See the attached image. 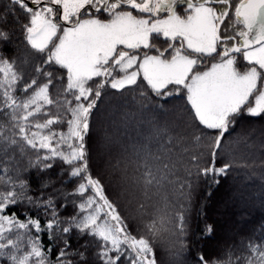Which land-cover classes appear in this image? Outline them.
I'll return each mask as SVG.
<instances>
[{
	"label": "snow or ice",
	"instance_id": "snow-or-ice-1",
	"mask_svg": "<svg viewBox=\"0 0 264 264\" xmlns=\"http://www.w3.org/2000/svg\"><path fill=\"white\" fill-rule=\"evenodd\" d=\"M10 3L12 7L7 11L13 22L20 23L16 10L26 16V22L20 24V57L3 55L14 32L0 28V109L10 117L12 130L11 135H6L0 126V152L6 155L14 150L12 146L34 150L36 159L30 166L40 172L61 162L68 169L69 182L80 181L72 193L80 202L76 215L62 221L52 197H44L43 190L50 181L41 185L40 193L29 194L27 180L0 168V258L7 264H53L52 247L43 244L41 234L46 233L51 240L75 230L82 237L100 242L96 253L100 264H121L125 260L127 264H158L155 242L162 241L165 232L183 236L184 214L178 213L171 221L153 219L144 226L149 235L132 234L127 219L109 200L101 179L93 176L90 169L86 138L92 132L93 110L106 88L126 91L143 86L157 98L182 96L192 120L205 132L214 133L208 136V158L191 154L189 163L198 177L218 184L217 177L227 175L235 166L233 162L216 166L226 134L242 115L264 116V0ZM160 37L167 43L163 50L152 43ZM30 57L41 60L33 68L39 78L25 80L27 73L19 70L18 60L23 65L30 62ZM212 60L216 62L199 70ZM45 66L65 72L60 82L66 81L64 92L73 96L72 101H63V111L70 116L66 120L44 113L45 106L58 103L49 93L55 86L54 73L44 71ZM41 79L45 82L41 83ZM18 92L23 93V98L17 97ZM141 96L147 99L146 93ZM41 113L49 118L34 123ZM62 123L67 124L66 131L53 130V125ZM202 138L193 137L197 143ZM183 144V135L177 133L158 154L143 145L132 150L142 160L145 189L169 182L175 170L172 148ZM180 150L189 151L186 147ZM190 187V183L181 184L182 190ZM14 207L17 211H11ZM29 209L37 213L43 210V216H33ZM49 212L51 218L45 219ZM166 224L172 227L166 228ZM205 232L211 236L212 226H207ZM62 242L64 247L57 252L55 264H72L67 259L69 241ZM83 247L87 249L89 245L85 243ZM243 247L246 255H238L233 245L226 246L215 258L200 252L195 259L197 264H264V240H249ZM76 255L80 264H89L84 251Z\"/></svg>",
	"mask_w": 264,
	"mask_h": 264
},
{
	"label": "trees",
	"instance_id": "trees-1",
	"mask_svg": "<svg viewBox=\"0 0 264 264\" xmlns=\"http://www.w3.org/2000/svg\"><path fill=\"white\" fill-rule=\"evenodd\" d=\"M11 7L10 0H0V28L14 32L11 37L12 43L7 46L6 50H3V55L9 58L22 55L23 40L20 24L26 22V16L18 10L15 11V17L19 18L20 23L13 22V16L7 11ZM152 43L157 49L163 50L167 47V43L162 37L154 39ZM0 49H3L2 44H0ZM149 54L156 53L150 52ZM29 60V63L23 65H20L18 60L19 70L27 73L25 80L39 78L33 68L41 64L40 58L30 57ZM212 62H216V60L206 63L199 70L206 69ZM44 71L54 73L55 86L49 89V93L54 100L58 101L54 106H45L44 113H49L51 116L59 115L66 120L70 116L63 111L66 107L63 101H72L73 96L64 92L66 81L60 82V78L65 75V72L55 66H45ZM44 82L41 79V83ZM141 93H146L147 99H143ZM17 97L23 98V93L18 92ZM188 107L186 100L180 95L157 98L143 86L126 91L106 88L102 93V99L98 101V107L93 110L92 132L86 138L91 172L93 176H98L101 179L105 194L117 206L120 214L127 219L133 235H149L144 226L151 223L153 219L159 220L163 217L171 221L178 213L183 212L186 221V231L183 236H179L174 231L165 232L162 241L155 242L158 264H197L195 257L200 252H203L208 258H215L222 254L226 246L233 245H235L234 250L238 255H246L244 244L249 240L255 242L264 240V191H261L258 186L261 182L264 184V159L258 161L257 167L248 170L243 164L239 165L238 160L231 154H228L226 158L221 155L217 160V167L226 162H233L235 166L227 175L217 177L218 184H210L205 178L198 177L195 169L189 163V155L203 154L204 159H207L210 151L208 136L214 135V133L211 130L205 132L198 122H194ZM44 113H41L33 122L43 123L49 118ZM0 126H3L6 135L12 134L10 117L2 109H0ZM52 127L57 132L67 130L66 123ZM244 131L249 133L241 134ZM103 133L114 140L106 158L99 156ZM177 133L183 135L184 144L172 148L171 159L175 164V170L169 175V182L145 189L142 160L133 155L134 147L127 154L125 153V157L129 156L127 160L130 159L134 162L130 166L126 162L124 163L127 165L122 164L123 160L118 156L112 157L111 168L106 165V159L124 149L126 151V145L131 143L129 142L131 140L136 144L135 149H139L143 145L152 153L158 154L164 151L168 141ZM237 133H240L239 137H259L262 141L261 146H263L260 154L264 156V116L242 115L239 117L234 129L226 134L223 145H230V137ZM131 135H134L135 138L141 135L143 137L134 140L129 138ZM196 136H203V138L197 143L193 139ZM252 138L246 144H251L254 141ZM231 146L237 149L234 142L231 143ZM12 147L14 150L9 151L6 155L0 152V168H6L13 177L27 180L31 188L29 194L40 193L41 185L50 181L48 188L43 190L44 197H52L58 218L63 221L76 215L78 211L76 205L80 200L72 193L80 181L69 182L68 169L59 161L52 169L40 172L30 166V162H34L36 159L34 150L29 148L21 150L16 146ZM181 147H186L189 150L188 153H182ZM222 149L223 147L220 150ZM115 151L116 153H114ZM203 166L202 162L201 167ZM189 171H191V175H189ZM245 174L250 176L246 178ZM133 179L136 185L134 191H131L134 185ZM184 183H190L191 187L182 190L181 184ZM238 183H244L245 188H251L250 191L256 192L258 194L256 198H259L260 204L250 205L240 210L238 202L234 200L230 209L227 210V196L232 192L233 186ZM128 186L131 189H128ZM11 211H17V208L14 207ZM29 211L33 216H43V210L39 213L30 209ZM240 217H243V221H239ZM50 218L51 212L45 219ZM20 219L23 220L24 216L21 215ZM41 222L43 223V220ZM175 223L178 224L179 221H175ZM209 225L213 228L211 236L205 232ZM228 225H231L232 228H229ZM165 227L171 228L172 225L166 224ZM59 237V239L50 240L46 233L41 234L43 244L46 247H52L50 259L53 264L56 262L57 252L64 247L62 242L64 239H67L70 244L67 259L72 261V264H80V257L76 255L80 251L85 252L89 264H100L96 256L100 247L98 240L89 236L82 237L75 230L67 235L60 233ZM85 243L89 245L87 249L83 247ZM0 264H6V262L0 259ZM121 264H127V261H122Z\"/></svg>",
	"mask_w": 264,
	"mask_h": 264
},
{
	"label": "rangeland",
	"instance_id": "rangeland-1",
	"mask_svg": "<svg viewBox=\"0 0 264 264\" xmlns=\"http://www.w3.org/2000/svg\"><path fill=\"white\" fill-rule=\"evenodd\" d=\"M83 18H88V17H83ZM241 64H243V62L241 61ZM206 70V69H204ZM243 70V69H242ZM249 132H241V134H247ZM117 135V134H115ZM240 133H237V134H234L230 137V145L228 144H225L223 149L220 150V152L222 153V155H224V157L226 158L228 156V154H231L235 159L238 160L239 162V165L243 164L245 165V163H247V166L246 168L249 170V169H252V168H255L259 165L258 161L264 159V156H262L260 154V152H262L263 150V146H261V139L258 138H252L254 139V141L251 143V144H246L249 142V140L251 139L249 136H240ZM117 137V136H116ZM138 137H143V135L141 136H136V138ZM130 139H134L136 140L135 136L131 135L129 137ZM131 143H127L126 145V151L125 149L123 151H121L120 153H116V151L114 153V155H111L109 158H107V162H106V165L107 167L111 168L112 165H111V162H112V157H120L123 162L122 164L124 165H127L130 166L132 163H134L133 161H131L130 159L127 160L129 158V156L125 157V153L127 154V152H129L130 150L133 149V147L135 148L136 144H134V142L131 140L129 141ZM234 142L235 145L237 146V149L236 147H232L231 146V143ZM114 143V140L113 138L105 135L103 133V135L101 136V145H100V154L99 156H102L103 158H106V155L109 154V149L110 147L113 145ZM245 144H246V147H245ZM232 148H235V149H232ZM124 162H126L127 164H125ZM246 178L247 176H250V175H247L245 174ZM132 183H134V185L132 186V190L131 191H134V188H135V181L134 179L132 180ZM260 187V190L261 191H264V184L261 182L259 185ZM128 189L130 188V186L127 187ZM131 189V188H130ZM251 188H245L244 187V183H238L236 184L235 186H233V189H232V192L230 193V195L227 196V199L228 201L226 205H228V209H230L231 207V203L236 200V202H238V207L240 210H243L244 208H247L248 206L250 205H259L260 202H259V198H256V196L258 195L256 192H252L250 191ZM252 199H255V201H252ZM243 217H240L239 221H243L242 219ZM246 218V217H245ZM229 226V225H228ZM229 228H232V226L230 225ZM228 236H230V234L228 233ZM1 260H4L7 264V261L4 259V258H0Z\"/></svg>",
	"mask_w": 264,
	"mask_h": 264
},
{
	"label": "flooded vegetation",
	"instance_id": "flooded-vegetation-1",
	"mask_svg": "<svg viewBox=\"0 0 264 264\" xmlns=\"http://www.w3.org/2000/svg\"><path fill=\"white\" fill-rule=\"evenodd\" d=\"M86 17V16H85Z\"/></svg>",
	"mask_w": 264,
	"mask_h": 264
}]
</instances>
